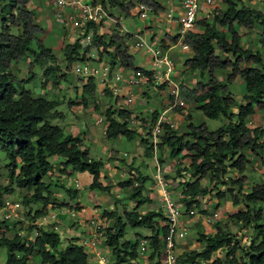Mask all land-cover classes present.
<instances>
[{"label":"trees","instance_id":"16d2710c","mask_svg":"<svg viewBox=\"0 0 264 264\" xmlns=\"http://www.w3.org/2000/svg\"><path fill=\"white\" fill-rule=\"evenodd\" d=\"M135 1L101 0V4L104 9L114 7L129 15ZM27 2L0 0V150L5 154L9 183L3 189L10 192L14 184L24 192L21 204L32 221L22 234L13 229L14 224L12 228L4 226L9 232L7 234L5 230H0V247L6 249V258L1 264H29L32 256L37 257V264H95L88 259L86 250L77 239L70 238L62 244L56 231L44 229L35 221L44 217L48 210L71 206L52 197L49 181L53 176V165L49 157L61 158L57 164V167L61 166V175L85 171L91 176L89 188L108 191L109 186L99 181L102 162L89 156L88 149L78 136L65 134L61 126L51 123L50 119L62 116L61 111L56 109L61 101L33 97L29 90L19 85L30 76L17 79L10 72V67L21 58L30 56L28 71L34 64L42 68L41 86L50 84L57 87L67 80V72L73 62L95 61L89 53L101 48L99 58L105 53L109 67L119 65L134 72L141 69L133 65V56L128 53L123 36L114 33L106 38V34L97 33L96 26L91 23L85 27L86 31L89 28L93 31L89 44L81 45L76 37L61 47L64 64L61 69L52 50L44 45L41 39L43 29L36 23ZM140 2L153 11L159 9L154 0ZM221 3L223 8L214 7L209 22L205 18L194 21L192 26L202 28L201 31H194L191 26L182 36L183 45L191 49V56L184 60L183 65L186 70L196 72L197 78L193 88L179 85V97L192 102L205 118L224 117L227 122L209 130L203 122L191 123L186 115L188 123L181 134L167 123H161L157 147L167 148L171 159H186L182 169L178 165L176 168L180 178L178 201L183 209L200 208L201 197L209 193L207 185L202 184L203 179L208 183L214 181L215 189L218 184H225L226 192L238 189L232 204L241 205L227 211V219L242 226L250 225L251 228V238L243 255H238V251L245 250L239 245L238 238L217 227L213 233L199 232L196 248L184 250L177 243L183 249L178 252L177 261L182 264H264V224L260 223L261 206H258L264 205V182L255 183L243 191L246 180L243 173L251 164L249 157L264 167V131L248 126L249 117L256 110L264 111V13L244 0H221ZM257 25L260 27L257 39L259 51L246 48L241 43L242 35ZM178 36L176 34L172 40ZM32 42L34 47L30 46ZM218 71L224 72L223 82L218 79ZM143 73L150 76L151 71L143 70ZM236 77L244 85L243 103H238L236 113H231L228 109L234 104V99L228 92L227 84ZM93 79L91 76L80 78L82 89L78 102L83 108L87 106V99L95 93ZM68 102L70 104L71 101ZM94 110L99 111L97 106ZM101 113L105 122V138L131 140L136 136L137 129L128 127L124 120L128 116L126 110L113 111L107 107ZM154 114L151 120H154ZM150 148L148 146L145 150ZM66 169L69 172L66 173ZM228 170L236 173V176L227 179L229 183L224 181ZM144 180V176L137 175L116 183L119 188L128 189L129 198L135 201L133 208L124 210L122 215L116 211L101 213V217L108 221L103 229V244L109 251L112 264H138L137 247L142 239L146 240L149 251L147 260L150 264H159L161 239L167 230L166 218L159 210L139 212L140 204L149 201L142 195ZM65 192L69 198L77 194L69 188ZM225 195L218 191L216 194L218 198ZM1 196L0 192V203ZM73 207L76 210L80 208L78 204ZM0 223L6 224L4 220ZM127 227L144 228L149 233L142 237L135 233L131 241L125 239ZM218 250H223V259L216 257L212 260V255Z\"/></svg>","mask_w":264,"mask_h":264},{"label":"rangeland","instance_id":"374dc122","mask_svg":"<svg viewBox=\"0 0 264 264\" xmlns=\"http://www.w3.org/2000/svg\"><path fill=\"white\" fill-rule=\"evenodd\" d=\"M213 9H211L212 12ZM114 14V16H117L119 14H117L118 9L117 8H112L111 10ZM130 13H133L135 16H137L134 13V7H132L130 9ZM124 17L121 20V24L128 29L129 31L132 29V25L136 28H142L144 26V24L146 23L145 20L137 18L135 16L130 17V15H123ZM70 24L67 23H61L59 24V29H54L53 33H56L55 35V42L51 45L52 50H54L53 52L55 53L54 55L56 56V62L58 63V65L60 66L61 69H63L64 64L62 63L61 60V47H63L64 44L66 43H71L76 37L79 38V41L81 43V45L84 46V44L81 42L82 41V35L84 34V32H82L76 25H73V27L75 28V30H73V32L71 34H69L67 27H69ZM59 31V32H58ZM51 35V34H50ZM44 37V40L47 39V41L49 39H51V37ZM144 40L148 41L149 40V36L144 35ZM142 37V38H143ZM54 38V39H55ZM69 38V39H68ZM130 38V43L132 45V42L136 40L135 36H131ZM46 41V40H45ZM91 41V40H90ZM89 41V43H90ZM88 43V44H89ZM31 47H34V43L32 42L30 44ZM101 50V48H98V50H92L90 53H96L99 57V51ZM145 52V48L141 47V48H136L135 50H130V53L133 56V65L136 67H139L140 64L141 65H145L146 61L143 62L142 60V53ZM104 55L106 56V59L108 60V57L105 53H102V56L100 58V60L103 59ZM143 57L147 58L148 54H144ZM31 61V57H23L20 60H18L17 63L13 64L12 67H10V72L17 78V79H26L30 76V78L25 81V82H21L19 83V85L24 88L27 89L31 92V94L33 95V97H51V99H55L57 97V95H61L65 98L64 101H61V104L57 106V110L61 111V113H64L65 116V120L67 121V123L72 122L77 129H75V131H72L73 133H70L74 136H78L83 144L87 147L89 154L91 155L92 158L100 160L102 162V165L100 166V173L103 174L106 171H108V169L110 168L111 165V159L110 156L112 154V156H114L115 158H118L119 161L123 162V163H127L129 161H131L133 158H135L134 161V167L139 171V173L137 175H141V176H145V180L142 182V186H143V190H142V195L146 198L149 199L148 202L143 201L144 204H140V208H139V212L143 213L146 212L148 210H159V212H161L163 214V209L161 206V203L159 202V195L156 189L152 188V185L154 183V175H155V167L153 164V159L152 156L150 154L147 153V151L145 150L143 153V148L146 149V147L148 146L147 142L145 141H139V139L137 140H126L122 137L118 138L117 140L113 141L111 139H105V137H102L100 140L96 141L94 140L93 143H90L83 135L84 131L86 129H88V131L90 130L91 132L96 133V131L101 132V128L97 127L94 124L95 119L100 115L101 118L103 119V114L101 113L102 111H94L90 112L88 111V108H83V106L80 104V106H78L77 108L73 105H69L68 104V100L69 99H76L77 95H75L74 90L72 89V87L74 86V83H77V81H81L80 79H78L76 76L73 78L72 73H70V75L68 76V73L71 72V70L69 69V71L67 72V80L66 81H62L60 82V84L57 87H53L50 84H46L45 86H41V81H42V68L39 65H32L31 67V71H28V64ZM103 61V60H102ZM148 61L150 62V59L148 58ZM94 65L99 66L98 63H92ZM116 66V65H114ZM150 64H146L145 67L142 68H146L149 69ZM175 68H178L177 66H175ZM157 69H160L157 68ZM156 69V70H157ZM132 70V69H129ZM219 78L221 79V77L224 76V72L222 71L221 73H217ZM109 78L105 79V82H108ZM94 85H95V90H99L100 88H102L104 86V83L100 81L99 77H94L93 79ZM48 89L47 92H45L44 90ZM227 89L228 92L235 98V102L238 101V103L240 102V99H242V95L244 94V85L242 83V81L240 79L238 80H234L232 82H230L229 84H227ZM59 90L58 94H55L56 91ZM65 90V92H64ZM154 97L151 96L150 99H153ZM238 99V100H237ZM70 104H79V102H70ZM190 104H187V107H190ZM70 108H76L75 110H78V114L81 117H78L76 119H73V115L70 111ZM185 112L190 113L191 116H194L190 119L191 123L194 124H198L200 122H203L206 124L207 128L209 130H213L217 127H219L222 123L225 122V119L223 117H218L216 119H207L205 118L199 110H197L195 108V106L193 105V107H190L189 110L185 109ZM255 114H260L263 116L264 119V111L262 110H256ZM72 117V118H71ZM51 123L53 124H59V119L58 118H53L50 119ZM250 124V123H249ZM61 127H63L64 125H60ZM67 131H65L66 133ZM142 136V135H141ZM124 154V155H123ZM141 155L140 159L138 158V155ZM162 153H158L157 155V159L158 157H162ZM167 156V155H166ZM59 158L56 156H51L49 157V162L54 165L56 164L55 161H57ZM163 160V159H162ZM5 154L4 152H2L0 150V192L2 194L1 196V203H0V221L4 220L6 224L4 223H0V230L3 231L4 226H7L8 228H12V225L14 224L13 229L19 233H25L26 229H27V225H29L30 223H32L31 221V216L27 215L25 210L26 208H24L21 204V197L24 194L23 191H20L18 188L15 187L14 184L11 185L10 187V192H7L3 189V187L5 185H8V180H7V170L5 168ZM179 163L175 164L176 161L169 167L168 170V174H163L165 173V171H162V177L163 180L166 183V187L168 192L170 193V196L175 199L177 201L178 199V194H179V186L177 185L178 183L176 182V178L178 177L177 175V165L179 166V169H182V164L185 163L186 159L183 158H179L178 159ZM160 164V163H159ZM174 164L176 166H174ZM168 166V164H166ZM164 165V167L166 166ZM182 165V166H181ZM244 175H252L254 178L253 181H248V183H246V185H252L254 182L258 183L259 182H264V173L260 172L259 170V166L257 165V162L255 160L252 161V163L250 165L247 166V168L245 169ZM133 177H135V175H132ZM234 176H236V173L234 171H230L228 170L226 175H225V182H228L229 178H233ZM55 180L54 183L59 185V189H58V193L60 194V197L58 198L59 201H66L68 202L70 205L74 204L75 202H78L80 204V206L82 207V209L85 211V213H83V215H87L89 214L92 209L97 208L100 212L104 211V210H109L110 208V203L109 201H114L112 204V208L113 210H115L117 212V214L122 215V212L124 210H129L131 208H133V206L135 205V201H133L132 199L129 198V191L128 190H121L118 189L117 191H115L114 189H112V191L108 190V191H103V190H99V189H91L88 187V184L90 182V176L87 172H72L69 175L64 176L63 178H61V176L57 175L55 176ZM59 177L61 179H59ZM103 177V176H101ZM58 178V179H57ZM126 177H124L122 180L126 179ZM63 181V188H61V182ZM103 181H105V183H107L108 181H106L105 179H103ZM53 181H51L52 183ZM75 182L77 183V186H75ZM229 183V182H228ZM226 183V184H228ZM203 185H207V188L209 190V193H207L206 195H204L203 197H201L200 199V208H193L194 214L192 215L191 219L188 221V228L186 230V235L185 237L182 239L183 245L185 244H189L188 248H184L185 249H190V248H196L198 246L197 244V236L199 234V232L201 233H213L215 231V229L217 227L221 228V229H225L227 231H229L230 233H233V235H235L238 238V242L239 245L242 246V248H244L245 250L243 251H238V255H243V253H245L247 250V245L249 242V239L251 238V228L250 225H248V228H246V226H242L238 223H235L229 219H227L226 217V212L229 211L231 208H239L241 207L240 204L238 205H234L232 204V200L233 197L237 196V188L232 189L230 192H226L224 191L226 189L225 184H218L217 189H215L214 185V181H212L211 183H208L207 180L203 179L202 181ZM229 185V184H228ZM227 185V186H228ZM9 186V185H8ZM230 187V186H229ZM72 189L76 191V196L74 198H69V196L66 194L65 189ZM218 192H224L226 193V195L223 198H218L216 196ZM243 191H245L244 187H243ZM114 194H118L120 196L115 197L116 195ZM5 200H9L12 202H16L17 203V207L15 208V213L16 215L13 216L12 218H8V219H4L3 217V213H4V209H3V202ZM112 203V202H111ZM261 206V219H260V223L264 224V205H258ZM31 207L33 208L34 206L31 205ZM69 207V206H68ZM67 207V208H68ZM62 208V207H61ZM61 208H55L54 210L58 213L59 210ZM217 209L219 212V216L218 219L216 221H214L213 223L210 224H204L202 222V217L206 214H209L211 211ZM76 210V209H75ZM65 213L63 214H59L58 217L60 219L59 221V226L58 229L56 230V232L59 234L60 236V240L61 243H65L67 239L70 238H81L83 236V233L81 231V227L78 224H75L73 227H71L69 222V213L66 210V208H64ZM79 212H77L78 214ZM41 219H37L35 221V223L37 225H40L41 227H43L44 229H48V225L47 224H40ZM81 224H83L84 220L83 218H79L78 220ZM104 223L108 224L107 219H103ZM67 228L71 229V231L69 233L63 234L64 233V229L66 230ZM6 231V230H5ZM9 233L8 231L5 232V234ZM135 233H139L140 237L146 235L149 233V231L147 229L144 228H126V234H125V239L128 240H133L134 234ZM138 236V238H140ZM63 238H67L64 239ZM142 239V238H141ZM140 239V240H141ZM101 247L104 248V254L107 258L108 264H112V258L111 256H109V251L105 248V246L103 244H101ZM86 250V248H85ZM183 250V249H182ZM148 250L146 251V255L148 254ZM179 252V251H178ZM212 260L216 257H219L220 259H223V250H218L216 251L213 255H212ZM6 258V249L4 247H0V264L4 262ZM37 257H31V263L29 264H37L38 262L36 261ZM89 259V257H88ZM91 262L97 264V260H93V259H89ZM148 260L144 261V259H140L139 264H148L147 263ZM150 263V261H149ZM206 264H210V262H207Z\"/></svg>","mask_w":264,"mask_h":264},{"label":"crops","instance_id":"0c3cea01","mask_svg":"<svg viewBox=\"0 0 264 264\" xmlns=\"http://www.w3.org/2000/svg\"><path fill=\"white\" fill-rule=\"evenodd\" d=\"M123 1L127 2L128 0H123ZM169 1H171V3H172V8H173L172 14H173V16H172L171 20H166L164 17L163 11L166 10L165 7L166 8L168 7L167 3ZM244 1L248 5H251L255 8H257L264 13V0H250V1L244 0ZM154 2L158 5L159 9L156 11H153L152 14H150L148 16V18L145 19L146 23L144 24V26L141 29L136 28L132 25V27H131L132 29L129 31L122 24L121 25L123 26L124 30L130 34L138 33V35L143 40V45L141 47L145 48V52L142 53V60H143V62L146 61V63L144 62L145 65L150 64V62L148 61V58L150 56L149 53L151 52L150 50H152V49L158 50L161 55H166L169 58H171L173 61V68L169 74V79L171 81L177 83L178 85H183L186 88H193L195 85L196 78H197L196 72H190V71L186 70L184 65H183L184 60L191 56V49L187 46L184 47V45L182 43V37L178 36V38L176 40H172V37H174L176 34H178L177 33V30H178L177 17H178V13H181V10H182L181 3H180L181 0H154ZM197 4H198V10L196 13L195 20L205 18L206 21L209 22L211 19V16H212L211 9H213L214 7H219L221 9L223 8L221 0H211L210 3H205L204 0H198ZM27 7L33 12V14L35 16L36 23L38 25H40V27L43 29L44 34L41 35V39H42L44 45L46 47L51 48V45L56 40L55 35L57 33V32L53 33V30L54 29L60 30L58 26H59V24L62 23V21H58L53 17L51 7L49 6L48 0H28ZM112 8L113 7H108L107 11H108V13H110L111 15L114 16L113 12L111 11ZM117 12H118L117 14L122 15V18L124 17L123 15H125V14L123 12H120V11H117ZM134 13H135V10H134ZM129 15H130V17L135 16L133 13H130V11H129ZM135 17H137V16H135ZM137 18H140V17H137ZM191 29L194 31H201L202 30V28H199L196 25H193ZM67 30H68L69 34H71L73 32V30H75V28L73 27L72 24H70L69 27H67ZM259 30H260V27L257 25V26H255V28H253L248 33L243 34L241 37L242 46H244L246 48H250L252 50H258L259 51L260 47H259L258 42H257ZM100 32H101V34L102 33L106 34V38L108 35L114 34V33L117 34L118 36L122 35L119 32V28L114 23H111L109 20L106 21V23H103V26H101ZM49 35H50L51 39H49L48 41H47V39H45L46 40L45 41L44 37L45 36L49 37ZM144 35L149 36L148 41L144 40V37H143ZM130 39H132V38H130V37L129 38H126V37L123 38V41H124L125 45L127 46V51L129 54H131L130 50H135V48L129 47V46H132V45H130L131 44ZM135 41H133V42H135ZM133 42H132V44H133ZM141 47H139V48H141ZM53 51L54 50H52V52ZM146 53L148 54L147 58L143 57V55ZM53 54H55V53L53 52ZM94 57H96L95 58L96 60L91 61L92 63L105 64L106 62H108L105 55L102 59L103 61L99 60L100 58L98 57V55H95V53L93 55V58ZM12 65H11V67H12ZM145 65L140 64V66H142V67H145ZM140 66H139V68L141 69V71H137V72H134L133 70L125 69L119 65L110 67L111 73H110V76H108V78H109L108 82L104 81L103 82L104 86L102 88H100L99 90H95L93 97L87 99L88 100L87 106L85 108H88V111H90V112L94 111L93 109H95V106L98 107L99 111L103 110L107 107H110V109L113 111H117L119 109H122V110H126L128 112L127 118H135L137 120L145 121L146 123L148 121L154 122L158 117H161L162 123H167L178 134L183 133L185 131V125L188 123L185 119V116L188 115L189 120L192 117H194V116H191L190 113L185 112V109L189 110L190 107H193L194 104L192 102H189V101L181 98L184 101L183 106L173 105V101H172L171 97H169L167 95L166 84L164 82L155 81L156 79L154 80L153 75H152V74L161 75L165 71V67L163 65L159 66L160 69H157V68H159L158 66H156V67L151 66V64L149 66V69L142 68ZM175 66H177L178 68H175ZM143 70L151 71L150 76L145 75L143 73ZM221 72L222 71H218L217 73H221ZM70 73H72L73 78L75 76L79 79L81 78L80 76L76 75L73 72H69L68 76L70 75ZM111 75L112 76L118 75L119 80H115ZM68 76H67V78H68ZM217 76H218V74H217ZM130 77H134V78L138 79V83L136 85H129L128 86L127 85V79ZM218 79L222 82L224 81L223 77H221V79H220L218 76ZM238 79L239 78L236 77L234 80H238ZM76 82L77 83H74V86L72 87V89L74 90L75 95H77L76 96L77 98L76 99H74V98L69 99L71 102L80 101L79 97H80L81 89H82L81 88V81L76 80ZM44 91L47 92L48 89H45ZM64 92H65V90H64ZM128 92H131L133 95L132 102L126 101V97H127ZM58 93H59V90L56 91L55 94H58ZM151 96H153L154 98L150 99ZM45 98L51 99V97H48V96H45ZM232 98L234 99V104L229 106L228 111L231 113H236L238 101L235 102V98L233 96H232ZM55 100L64 101L65 98L61 95H57ZM189 103H191L190 107H187V104H189ZM239 103H243V100L240 99ZM60 104H61V102H60ZM69 105H73L76 108L78 106H80V104H69ZM76 108H70V111L73 115V119H76V118L82 116V114H81V116L78 114L79 112H78V110L77 111L75 110ZM154 112H155V114H154L155 118H154V120H151L153 117L152 113H154ZM98 117H101V116L99 115ZM97 118L95 119L94 124L98 128L99 127L101 128V132L98 133V131H96V133H94V132H91L90 130L88 131V129H86L84 131L85 135H83V136L90 143H93L94 140L98 141L102 137H105L104 136L105 123H103V122L97 123ZM58 119L60 121L58 125L59 126L62 124L64 125L62 127L63 132L65 133V131H67L65 134L73 133L72 131H75V129H77L76 126L72 122H70V124H69V122L67 123V121L65 120V116H64L63 112H62L61 118H58ZM225 122H227L226 119H225ZM249 123H248L249 127H259L260 129H262L264 131V119H263L262 115H260V114L258 115L255 113L252 114L249 118ZM118 138H120V137H116V138L111 139V140L115 141ZM137 139H139L140 142L143 141V139L144 140L146 139V137L141 136V130H139V131L137 130L136 136H134V138L131 140H137ZM145 141L147 142V139ZM147 144H148V146H150L149 143H147ZM144 151H145V148H143V153H145ZM147 153L152 156L153 164L155 167V173H156V168L160 167V169H162L163 172L165 171V173H163L164 175L168 174L169 167L176 161V159H171L168 157V149L165 147H163L162 149L158 148V152L155 155V157L152 155L151 148L149 151H147ZM158 153H162L163 155L161 158L158 157V159H157ZM89 156L91 157L90 154H89ZM140 157H141V155L139 154L138 158L140 159ZM110 159H111L110 168L105 173H103V174L100 173L99 181L102 183V185L109 186V191L110 190L112 191V189H114L115 191H117L118 189H120L119 191L128 190L126 188H119L116 183L118 181H121L126 176L127 177L132 176V175L137 176L139 171L134 167V164H133L135 161V158H133L131 161H129L127 163H123V162L119 161L118 158H115L111 154ZM249 159L251 160V163H252L253 158L249 157ZM60 161H61V158H59L57 161H55L56 164L53 165V169H52V175L53 176L51 177V179L49 181L51 183V180L53 179L52 180L53 182L50 185V189L52 191V197L53 198H55L58 202H66V201H59V199H58L60 197V194L58 193L59 185L54 183L55 176L59 175V176H61V178L66 176V175H61L59 173V169L61 168V166L57 167L58 166L57 164ZM177 162L175 164H177ZM166 164H168V166ZM175 164H174V166H176ZM164 165H166V166L164 167ZM257 165L259 166L260 172L264 173V167L260 166L258 163H257ZM67 172H69V169H66V173ZM101 176H103V177H101ZM252 177H253L252 175H248V176L246 175V180L243 184L245 191L250 187V185H246V183H248V181H253L254 178H252ZM61 178L59 177V179H61ZM103 179H105L108 182L105 183V181H103ZM175 180L178 183L180 181V178L177 177ZM90 181H91V176H90ZM60 182H61V185H62L61 188H62L63 187V181H60ZM154 183H155V181H154ZM154 183H153V185H154ZM255 183L256 182H254L253 184H255ZM153 185H152V188H154ZM154 189H156L157 192L159 193L158 188H154ZM166 190H167V187H166ZM178 190H179V188H178ZM114 195H116L115 197L120 196L118 194H114ZM113 202L114 201H109V203L111 204L109 207L110 209L104 210V211H115V210L111 209ZM177 202L180 204L178 199H177ZM66 203H68V202H66ZM75 204H78L80 206V204L78 202H75L71 206H69V207L64 206L63 208H67V207L71 208ZM181 208H182V206H181ZM73 209H74V207H73ZM81 209H82V207L80 206L79 210H77V212H79L78 218L72 219V217H69V222H71L70 223L71 227H73L75 224H78L81 227V231H82L83 237H84L90 232L84 227V224H81L78 221L79 218H83V217L86 218V216L83 215L82 212H80ZM94 209H96L98 212H100L97 208H94ZM53 211H55V210L54 209L48 210L47 214H49L50 212H53ZM187 228H188V226H187ZM246 228H248V226H246ZM70 231H71V229H69V228H67L66 230L64 229V234L69 233ZM65 239H67V238H65ZM183 243L184 242H182V240L178 242V244H180L182 246V248H188L189 244H185L183 246ZM180 245L177 246V249L179 251L182 250V248H180ZM104 250H103V253H104ZM32 257H36V256H32ZM36 261H37V259H36ZM30 263H31V261H30Z\"/></svg>","mask_w":264,"mask_h":264},{"label":"built area","instance_id":"2783aa9c","mask_svg":"<svg viewBox=\"0 0 264 264\" xmlns=\"http://www.w3.org/2000/svg\"><path fill=\"white\" fill-rule=\"evenodd\" d=\"M49 6L51 7L53 17L67 24L76 25L82 32H85V27L88 23L96 26V31L100 30L103 23L110 21L114 23L119 28V32L126 38L135 36L136 41L133 42L132 48H139L143 45V40L138 35V33L130 34L126 32L121 25L122 15L113 16L108 13V9H104L101 4V0H48ZM211 0H204L205 3H210ZM198 0H181V13H178L177 22L178 30L177 33L179 37H182L187 30H189L195 21L196 13L198 10ZM167 8L165 7L164 17L166 20H171L173 16L172 3L169 1L167 3ZM135 14L141 19L145 20L153 10L150 6L136 0L134 3ZM93 31L89 28L85 35L82 37V43L87 44L91 40ZM131 45V44H130ZM185 47V45H184ZM110 51V49H109ZM149 59L151 66H161L165 67V71L159 74H152L155 81L164 82L167 86V95L171 97L173 105L183 106L184 101L179 97V85L169 79V74L173 68V61L166 55H161L158 50H150ZM92 57V55H90ZM71 71L81 77H99L101 82L110 76L111 69L109 63L99 64V66L92 64L88 60L73 62L71 65ZM112 76V75H111ZM115 80H119L118 75L112 76ZM138 79L130 77L127 79V85H136ZM133 95L131 92L127 93L126 101L132 102ZM250 118V117H249ZM126 125L130 128H136L138 131L141 130V135L146 137L147 143L150 144L152 155L158 152L157 143L159 142L158 135L162 131L161 127V117H158L154 122L137 120L135 118H125ZM105 123L101 117L97 118V123ZM178 159L176 160V162ZM179 161L177 162V164ZM154 188L159 189V202L161 203L163 214L166 218V234L161 239V247L159 249V264H182L177 261L178 250L176 244L185 237L187 230L188 221L191 219L194 211L192 208L185 210L181 208V205L175 201L170 193L166 190V183L162 177V169L160 167L156 168V173L154 176ZM75 186L77 183L75 182ZM3 217L4 219L12 218L16 215L15 208L17 207L16 202L5 200L3 202ZM69 216L72 219H77V210L66 208ZM80 212L85 213L83 209ZM59 214L65 213L64 208H61L58 212ZM56 211L50 212L46 216L41 218L40 224H47L48 229L56 231L59 226V217ZM219 212L217 209L211 211L202 217V222L204 224L213 223L218 219ZM84 227L90 232L86 236L78 238L77 242L86 248L88 257L97 260V264H108L107 258L103 253L104 248L101 247L103 244L104 236L103 229L107 226L101 217V212L96 209L83 217ZM137 263L139 264L140 259L145 260L146 255V240L142 239L137 247ZM148 264L149 261L147 262Z\"/></svg>","mask_w":264,"mask_h":264},{"label":"clouds","instance_id":"9594fccd","mask_svg":"<svg viewBox=\"0 0 264 264\" xmlns=\"http://www.w3.org/2000/svg\"><path fill=\"white\" fill-rule=\"evenodd\" d=\"M116 25V24H115ZM117 26V25H116ZM92 29V28H91ZM101 29V28H100ZM97 32V31H96ZM85 33L86 32H84V34L82 35V37L85 35ZM98 33L99 34H101V32H100V30L98 31ZM121 36H123V37H125L124 35H121ZM81 37V38H82ZM128 38V37H127ZM88 44V43H87ZM84 45H86V44H84ZM108 51H109V49H108ZM89 55H92V57H93V55H94V53H89ZM95 55H97L96 53H95ZM91 57V56H90ZM94 58H96V57H94ZM108 61V60H107ZM91 62V61H90ZM72 65V64H71ZM70 70H71V68H70ZM72 72V71H71ZM81 77V76H80ZM94 78V77H93ZM108 78V77H107ZM103 120H104V118H103ZM146 140V139H145ZM64 234V233H63ZM75 239H77L78 240V238H75ZM179 242V241H178ZM104 245V244H103ZM105 246V245H104ZM177 246V245H176ZM106 248V247H105ZM107 249V248H106ZM148 249H146V251H147ZM178 250V249H177ZM179 251V250H178ZM147 256H145V260H147V258H146ZM89 259H91V258H89Z\"/></svg>","mask_w":264,"mask_h":264}]
</instances>
